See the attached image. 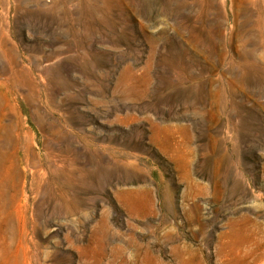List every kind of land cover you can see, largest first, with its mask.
I'll list each match as a JSON object with an SVG mask.
<instances>
[{
    "label": "rangeland",
    "instance_id": "obj_1",
    "mask_svg": "<svg viewBox=\"0 0 264 264\" xmlns=\"http://www.w3.org/2000/svg\"><path fill=\"white\" fill-rule=\"evenodd\" d=\"M0 264H264V0H0Z\"/></svg>",
    "mask_w": 264,
    "mask_h": 264
},
{
    "label": "bare ground",
    "instance_id": "obj_2",
    "mask_svg": "<svg viewBox=\"0 0 264 264\" xmlns=\"http://www.w3.org/2000/svg\"><path fill=\"white\" fill-rule=\"evenodd\" d=\"M245 1H247L250 4V2H254L255 0H245Z\"/></svg>",
    "mask_w": 264,
    "mask_h": 264
}]
</instances>
